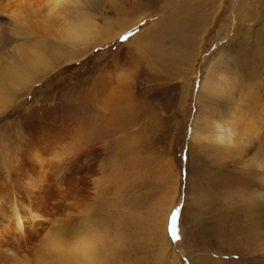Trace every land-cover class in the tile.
I'll return each instance as SVG.
<instances>
[{"label": "rangeland", "instance_id": "obj_1", "mask_svg": "<svg viewBox=\"0 0 264 264\" xmlns=\"http://www.w3.org/2000/svg\"><path fill=\"white\" fill-rule=\"evenodd\" d=\"M50 1L0 0V55L10 14ZM77 1L90 39L46 33L57 58L3 78L0 264H53L44 239L86 213L100 264H264V0Z\"/></svg>", "mask_w": 264, "mask_h": 264}, {"label": "bare ground", "instance_id": "obj_2", "mask_svg": "<svg viewBox=\"0 0 264 264\" xmlns=\"http://www.w3.org/2000/svg\"><path fill=\"white\" fill-rule=\"evenodd\" d=\"M51 1L48 6V12L45 14L42 13L41 17H39L40 9L32 6L30 9L27 7L25 9L15 10L10 14V24L8 28L9 36L7 37H9V39L15 44L13 43V45L10 46L11 51L9 54L4 52L5 56H8L7 58L10 59L9 61L5 56L0 55V90L5 89L3 78L20 80L24 73L23 68L26 70L31 64L42 62L46 59L57 58L59 52L52 48L48 49L44 45L47 43V40L44 38L46 33L49 34L48 38L53 37L61 40L82 41L90 39L91 33L94 30L93 23L88 14H86L82 8L76 6L75 3L78 2L77 0ZM23 37L24 39L38 38V42L35 43L36 41L33 40L29 43H27L28 41L22 42L23 40L20 41V39ZM211 73L212 70L210 68L209 74L205 76L206 78L201 84V91L203 89L207 90L211 85ZM225 79H227V77ZM222 82H225V80H222ZM228 88L227 84V89ZM211 90L213 91L214 96L218 94V88L216 85L212 86ZM231 110V107L228 106L229 112H227L225 116L220 115L218 118L210 116V121L214 128L213 140L217 146L228 147L235 145V135L233 130L234 116L233 111ZM201 124L200 126L202 127ZM199 130L198 126L196 127L195 125L192 132L193 135L196 136L199 134ZM81 136L84 137L83 135ZM217 146L216 148L219 149ZM88 214L89 213H86L85 215H82L83 217L76 219L71 226H67L68 224L66 223L60 225L58 224V226L53 229V233L44 239L42 246L43 253L46 255L47 259L53 261V264H100L98 261L99 258L94 252L95 245L93 244L94 238L96 237L95 231L98 227L95 228L96 225L93 222V216ZM167 217L168 216H166L164 221L159 224L160 227L163 228L164 223L167 222ZM159 234V245L157 244V250L159 251L154 257L156 263L161 262L165 258L167 259L169 254L167 250L169 240L166 236L164 228L159 232ZM171 260L170 262L174 263L176 256H174Z\"/></svg>", "mask_w": 264, "mask_h": 264}, {"label": "snow or ice", "instance_id": "obj_3", "mask_svg": "<svg viewBox=\"0 0 264 264\" xmlns=\"http://www.w3.org/2000/svg\"><path fill=\"white\" fill-rule=\"evenodd\" d=\"M131 35V33H128L127 35L125 36H121L120 39H127L128 36ZM178 209H173L172 213H171V220L173 222V228H172V235L174 237H176L177 239L179 238L178 235H177V231H176V227H175V222H176V219H177V215H178Z\"/></svg>", "mask_w": 264, "mask_h": 264}]
</instances>
